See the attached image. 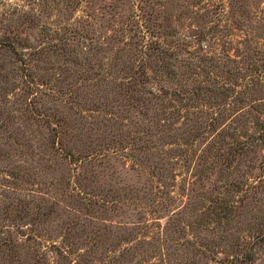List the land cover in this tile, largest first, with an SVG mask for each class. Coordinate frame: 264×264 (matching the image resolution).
Segmentation results:
<instances>
[{
	"label": "rangeland",
	"instance_id": "374dc122",
	"mask_svg": "<svg viewBox=\"0 0 264 264\" xmlns=\"http://www.w3.org/2000/svg\"><path fill=\"white\" fill-rule=\"evenodd\" d=\"M0 264H264V0H0Z\"/></svg>",
	"mask_w": 264,
	"mask_h": 264
}]
</instances>
